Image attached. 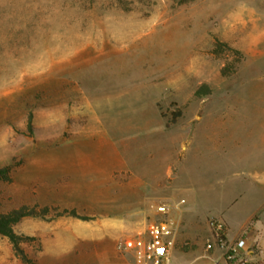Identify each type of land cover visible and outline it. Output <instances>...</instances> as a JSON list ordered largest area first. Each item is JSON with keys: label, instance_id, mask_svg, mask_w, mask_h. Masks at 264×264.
Returning a JSON list of instances; mask_svg holds the SVG:
<instances>
[{"label": "rangeland", "instance_id": "374dc122", "mask_svg": "<svg viewBox=\"0 0 264 264\" xmlns=\"http://www.w3.org/2000/svg\"><path fill=\"white\" fill-rule=\"evenodd\" d=\"M0 166V264H133L186 185L264 264V0H0Z\"/></svg>", "mask_w": 264, "mask_h": 264}, {"label": "built area", "instance_id": "2783aa9c", "mask_svg": "<svg viewBox=\"0 0 264 264\" xmlns=\"http://www.w3.org/2000/svg\"><path fill=\"white\" fill-rule=\"evenodd\" d=\"M157 219L149 221L135 234L117 242L120 251L128 253L134 264H166L175 245L177 226L170 216V205L159 203L155 206ZM210 235L205 240V250L219 251L217 262L226 264H257L252 250L242 235L230 237L222 218L208 220Z\"/></svg>", "mask_w": 264, "mask_h": 264}, {"label": "crops", "instance_id": "0c3cea01", "mask_svg": "<svg viewBox=\"0 0 264 264\" xmlns=\"http://www.w3.org/2000/svg\"><path fill=\"white\" fill-rule=\"evenodd\" d=\"M186 187L187 185L181 191L186 203L176 213V221L179 227L178 234L175 245L171 250L170 259L166 264H220L221 261L217 262L219 254L217 249L208 252L205 250V240L210 235L208 219L206 218L205 228H202V231L199 232V228H195L197 220L203 221L202 218H204L206 211L205 206L204 209L201 208L202 203L195 201V198H190L186 193ZM223 220L226 223L228 235L235 237L230 234L227 219L223 218Z\"/></svg>", "mask_w": 264, "mask_h": 264}, {"label": "trees", "instance_id": "16d2710c", "mask_svg": "<svg viewBox=\"0 0 264 264\" xmlns=\"http://www.w3.org/2000/svg\"><path fill=\"white\" fill-rule=\"evenodd\" d=\"M179 114L180 112L178 111L176 115ZM174 121L175 118L171 120V122ZM30 128L31 124H29V129ZM0 180L7 182L11 181V168L9 166H0ZM48 212V207H43L41 210H36L35 208H29L28 206H20L7 212L0 213V235L6 237L18 253L23 254L20 243L29 237L18 235L14 231L13 226L26 217H43L47 215ZM63 214L64 212L57 213L55 214V217L61 216Z\"/></svg>", "mask_w": 264, "mask_h": 264}]
</instances>
